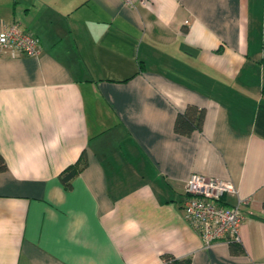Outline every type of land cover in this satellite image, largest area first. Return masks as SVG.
I'll list each match as a JSON object with an SVG mask.
<instances>
[{
	"label": "crops",
	"instance_id": "1",
	"mask_svg": "<svg viewBox=\"0 0 264 264\" xmlns=\"http://www.w3.org/2000/svg\"><path fill=\"white\" fill-rule=\"evenodd\" d=\"M10 24L40 51L0 54V264H264V0H0ZM191 174L247 201L241 252L184 219Z\"/></svg>",
	"mask_w": 264,
	"mask_h": 264
},
{
	"label": "built area",
	"instance_id": "2",
	"mask_svg": "<svg viewBox=\"0 0 264 264\" xmlns=\"http://www.w3.org/2000/svg\"><path fill=\"white\" fill-rule=\"evenodd\" d=\"M147 0H122L126 7L145 5ZM11 49L12 56H36L40 47L36 36L16 24L0 30V54ZM237 189L229 180L207 178L191 174L185 184L184 219L195 229L205 246L219 241L240 242V228L244 220L241 210L246 200L227 205L225 198L236 195Z\"/></svg>",
	"mask_w": 264,
	"mask_h": 264
},
{
	"label": "trees",
	"instance_id": "3",
	"mask_svg": "<svg viewBox=\"0 0 264 264\" xmlns=\"http://www.w3.org/2000/svg\"><path fill=\"white\" fill-rule=\"evenodd\" d=\"M204 118V109L198 108L195 105H187L183 112L177 113L174 123L173 131L179 135H189L193 131L200 130ZM87 166V159L84 153L78 160L67 167L61 176V181L65 187L70 186L71 180ZM6 164L3 157L0 155V172L5 171ZM264 210V203L262 204ZM231 253L241 252L239 242H228ZM163 264H190L189 259H175L168 255L163 256Z\"/></svg>",
	"mask_w": 264,
	"mask_h": 264
}]
</instances>
